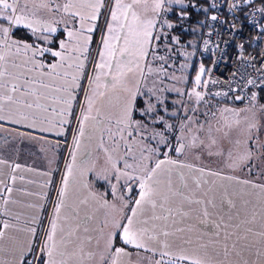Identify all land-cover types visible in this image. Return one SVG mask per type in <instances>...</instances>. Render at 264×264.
Wrapping results in <instances>:
<instances>
[{"label":"snow or ice","instance_id":"6c2138e0","mask_svg":"<svg viewBox=\"0 0 264 264\" xmlns=\"http://www.w3.org/2000/svg\"><path fill=\"white\" fill-rule=\"evenodd\" d=\"M262 45L264 0H0V142L51 153L0 155V264H264Z\"/></svg>","mask_w":264,"mask_h":264},{"label":"crops","instance_id":"0c3cea01","mask_svg":"<svg viewBox=\"0 0 264 264\" xmlns=\"http://www.w3.org/2000/svg\"><path fill=\"white\" fill-rule=\"evenodd\" d=\"M264 123V122H262ZM21 151L17 154L16 151L13 150L11 145H5L0 142V155L4 156L8 159L17 160L22 164H27L38 171H44L47 168V163L45 160L46 155H51L50 152H41L40 144L38 142H28L25 141L24 144L19 146ZM62 152H60L61 155ZM58 163H60V157H58ZM257 164H260V161H257ZM214 169H218L221 167L220 164L213 160V163L210 165ZM22 175L25 176L26 179H31L37 182H41L45 179V177L37 175L35 173L24 172ZM19 186V184H18ZM28 187L30 190H39L35 185H24ZM83 215V212L81 213Z\"/></svg>","mask_w":264,"mask_h":264},{"label":"rangeland","instance_id":"374dc122","mask_svg":"<svg viewBox=\"0 0 264 264\" xmlns=\"http://www.w3.org/2000/svg\"><path fill=\"white\" fill-rule=\"evenodd\" d=\"M241 106H242V105H241ZM258 119H260L261 122H264V116H258ZM62 159H63V148H62V153H61V155H60V163H62ZM214 160H216V162H217L218 164H220L216 158H214Z\"/></svg>","mask_w":264,"mask_h":264},{"label":"built area","instance_id":"2783aa9c","mask_svg":"<svg viewBox=\"0 0 264 264\" xmlns=\"http://www.w3.org/2000/svg\"><path fill=\"white\" fill-rule=\"evenodd\" d=\"M262 46H264V45H262ZM257 51H258V49L253 50L252 54L255 55Z\"/></svg>","mask_w":264,"mask_h":264},{"label":"trees","instance_id":"16d2710c","mask_svg":"<svg viewBox=\"0 0 264 264\" xmlns=\"http://www.w3.org/2000/svg\"><path fill=\"white\" fill-rule=\"evenodd\" d=\"M241 105H242V104H241ZM241 105H238V106H241ZM60 152H62V148H61Z\"/></svg>","mask_w":264,"mask_h":264}]
</instances>
